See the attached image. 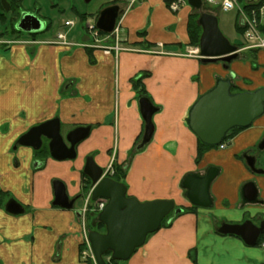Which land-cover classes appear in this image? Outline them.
Masks as SVG:
<instances>
[{"label":"crops","instance_id":"1","mask_svg":"<svg viewBox=\"0 0 264 264\" xmlns=\"http://www.w3.org/2000/svg\"><path fill=\"white\" fill-rule=\"evenodd\" d=\"M190 8L187 4L173 12L167 0L123 7L118 37L125 49L117 53L83 47L79 44L87 37L70 33L74 44L69 46L39 42L0 46L8 49L0 53V128L6 126L0 130V191L10 193L23 207L14 215L0 206V264H91L80 254L84 234L77 212L84 208L83 198L77 201L83 204L72 209L52 205L54 179L64 183L69 199L85 192L83 165L90 156L102 168L112 157L117 165L126 163L127 196L172 200L182 208L125 264L264 263L263 246L250 247L218 234L212 220L238 222L264 212L263 204L242 203L240 197L243 183L253 180L264 200V174L253 175L240 157L264 134V123L239 131L223 151L206 150L196 164L197 138L184 122L189 106L216 77L232 72L233 85L244 91L263 87L264 78L255 65L264 58V49L241 52L228 69L220 62H201L187 52ZM62 29L54 35L45 33L44 39L55 40ZM245 52L253 56L260 52L249 67L239 63L248 59ZM140 75L144 76L139 85L157 110L150 141L136 150L144 122L141 94L131 81ZM53 118L59 120L63 136L76 127H90L76 146L75 159L57 161L49 155L39 157L31 147L13 148L30 127ZM210 165L224 174L209 188L212 206L191 210L181 180L188 173L202 174Z\"/></svg>","mask_w":264,"mask_h":264},{"label":"water","instance_id":"2","mask_svg":"<svg viewBox=\"0 0 264 264\" xmlns=\"http://www.w3.org/2000/svg\"><path fill=\"white\" fill-rule=\"evenodd\" d=\"M1 3L5 8L8 7L6 0H1ZM187 3L197 13L202 8V0H187ZM121 13L122 9L116 4L104 7L96 17V28L103 33H110ZM197 24L201 28L198 43L201 62L220 61L222 67L228 69L230 62L239 56L237 46L230 43L221 33L217 17L213 13H199ZM16 29L25 33H36L43 30V23L31 13L22 14ZM233 77L232 72L227 77H216L214 85L200 94L186 112L184 119L186 126L206 146L220 145L232 129L246 128L264 114V86L254 90L232 92ZM138 103L144 129L141 140L136 145L137 150L150 141L153 133L152 115L157 110L147 97H140ZM89 130V126H79L63 137L60 133L59 120L49 119L30 127L20 135L14 149L16 145H20L37 150L44 138L47 140L48 153L52 159L72 160L76 157L75 146L88 135ZM246 163L249 167H253L248 157ZM217 172L216 167H209L203 175L188 173L182 178L180 185L185 190V197L191 205L211 206L209 187ZM83 173L90 182L91 199L107 200L106 205L97 215V221L103 224L104 232L92 230L88 234L96 264H104L102 256L106 252H110L111 258L115 260L129 259L135 249L143 245L147 235L159 229L162 220L170 212L176 215L182 211L181 208H175L172 200L139 201L135 197L127 196L126 186L111 177H102V168L91 156L85 160ZM52 188V205L72 209L74 199H69L64 183L54 179ZM256 192L254 183L247 182L241 189V197L243 201L253 202L256 200ZM4 209L14 215L23 212L21 204L13 198L6 201ZM219 232L236 235L246 245L254 246L257 244L258 236L260 234L264 236V221L259 226L250 221L241 224H223Z\"/></svg>","mask_w":264,"mask_h":264},{"label":"rangeland","instance_id":"3","mask_svg":"<svg viewBox=\"0 0 264 264\" xmlns=\"http://www.w3.org/2000/svg\"><path fill=\"white\" fill-rule=\"evenodd\" d=\"M110 1L111 0H89L88 2H85L84 0H22L21 5L17 9V12L23 13V14L31 13V14L37 16L42 21V23H43V33L42 34L43 35L41 34L42 36H40V34H39L37 36L38 40L39 39L46 40V39H44L47 37V36H44L45 33H47L48 35H54L56 30H59L62 28V24H63L65 19H71L72 21L75 22V26L69 31L70 35L72 37H75V36L79 37L80 36L83 39V35L85 33L84 23L86 21H90L92 23L95 20L99 11L101 9H103L104 7L108 6L110 4ZM243 3L244 2H242V4ZM209 8L213 10L212 13H215V16L217 17V21H218L219 30L227 38V40L234 45L242 43L243 42L242 36L236 30V25L238 24V20H239V17H238L236 10L234 9V10H229V11H223V10H218L216 7L210 6V5H209ZM190 10H191L190 14L195 13L198 16H199V13H201V12H211L208 9H206L205 6L204 7L202 6V8L200 9V11H198V13L195 12V10L193 8H190ZM8 15L10 17L12 16L10 13ZM81 15H85L84 20H82L80 18ZM13 21H15V19H13ZM11 23H12V21H10L9 24H11ZM49 23H51V27L47 28L49 26ZM16 24L14 26H16ZM4 27H6L7 30H6V33L4 36H2V37L0 36V41L9 40V39H12V40L13 39L14 40L27 39L28 40L29 37H31L30 34H26L25 32L24 33L23 32H19V33L17 32L16 33L17 35L16 34L11 35V26L7 25V24H1L0 23V31L4 30L5 29ZM62 30H64V29H62ZM68 38H70L69 34H68ZM10 45H14V44H9V43L8 44H2L0 42V46H3V47L10 46ZM194 48H197V46L189 45L187 52L189 49H194ZM6 51L7 50L0 48V53L6 52ZM258 53H260V52H257L256 56H253L252 53L247 52L246 55H247L248 59L245 61H239V63L245 67L251 66V63L254 62V59L255 60L258 59L257 58ZM238 58H241L240 54H239ZM260 61H261L260 63L257 62V63H259L258 66H257V63L255 66L260 69V71H258V74L262 75V80H263L264 73L263 72L261 73V70H264V58L262 60L260 59ZM217 62H220V61H217ZM226 75L228 76V73ZM234 87H236V88H234V90L238 89V90L244 91V87H240V86L239 87L234 86ZM261 123H264V114L261 117L257 118L252 123V125L255 127L257 125H261ZM5 129H6V126H2L0 128L1 131H4ZM240 130H242V129H240ZM223 145H224L223 146L224 148H222V149H220V147L218 145L212 147V149H215L218 151H221V150L223 151L227 147L228 144H226V142H224ZM255 150H257V149H255ZM259 153H260V156L258 157V161L256 163V166L258 168L264 169V150H260ZM240 155L242 156V154H240ZM215 156L217 157V155H215ZM215 156H214V160L216 159ZM241 159L246 163V157H242ZM216 163H218V162L216 161ZM209 167H216V166L211 165ZM216 168L218 169V167H216ZM223 175L224 174L221 171L220 174H218L213 179V181L210 184V187L214 182H218L219 178ZM9 198H13V196L10 193H8L7 196L4 197V199L1 202V205L2 206L5 205L7 199H9ZM78 204L81 205L82 202L79 201V203L77 202L75 205H78ZM90 206H92V205H90ZM93 208H95L94 205H93ZM171 216H173V214H171ZM151 234L152 233L148 234L147 237L150 236ZM138 248H136V249H138ZM127 260H125V261L116 260V261H117V264H125L127 262Z\"/></svg>","mask_w":264,"mask_h":264},{"label":"built area","instance_id":"4","mask_svg":"<svg viewBox=\"0 0 264 264\" xmlns=\"http://www.w3.org/2000/svg\"><path fill=\"white\" fill-rule=\"evenodd\" d=\"M143 0H111L112 3L118 4L126 9L142 2ZM203 3L214 6L218 10L229 11L236 10L239 20L238 27L242 30V44L243 46L239 50H259L264 49V31L260 29L261 25L264 24V0H202ZM242 2H244L242 4ZM168 8L176 12L187 4V0H167ZM75 26V22L71 19L63 22L64 30L59 31L56 34L55 40L45 41L46 43L60 44V45H73L68 38L69 31ZM120 27V20L115 24L114 29L110 33H102L95 26V20L91 23L86 21L84 23L85 33L87 37L86 41H83L79 45L83 47H97L102 49L105 53H110L112 50L115 53L125 49L122 47L120 39L118 37V31ZM112 44H108V42ZM39 42L36 40H24L19 43L29 44ZM188 53L193 56H199L198 48L189 49ZM222 147V145H221ZM112 160L107 164L104 169L103 175L111 174L113 172ZM90 197V192L87 198ZM105 205L104 199H99L97 205L93 208V211L101 210ZM86 207L82 209V229L84 234V247L81 251V255L90 258L94 261L93 254L91 252L90 244L87 239V230L84 224V213Z\"/></svg>","mask_w":264,"mask_h":264},{"label":"flooded vegetation","instance_id":"5","mask_svg":"<svg viewBox=\"0 0 264 264\" xmlns=\"http://www.w3.org/2000/svg\"><path fill=\"white\" fill-rule=\"evenodd\" d=\"M21 1L22 0H6V2H7V4H8V7L7 8H5L3 5H2V3H1V0H0V4H1V7L3 8V10H2V13H4L5 15H7V17H8V20H9V23H10V21H12V25L11 24H9L10 26H11V29L13 28V30H14V32H12L11 31V35H15L17 32L19 33V32H22V31H19V30H17L16 29V26H14L18 21H19V19H20V17L22 16V14L23 13H19V12H17V9H18V7L21 5ZM11 14L12 16L10 17L8 14ZM13 19H15V21H13ZM24 33V32H23ZM37 34H36V37L40 34V36H42L43 34V30L42 31H40V32H36ZM26 34H30V33H26ZM42 34V35H41ZM17 35V34H16ZM30 36H31V34H30ZM12 39H9V40H3V41H0L2 44H6V43H8V42H10ZM252 125V124H251ZM250 125V126H251ZM250 126H248V127H250ZM247 128V127H246ZM243 129H245V128H242V130ZM239 131H241V130H239ZM239 131H237L235 134H233V136L234 135H236ZM61 133V132H60ZM63 136V135H62ZM64 137V136H63ZM15 145V144H14ZM14 145H13V148H14ZM17 146H19V145H16V147H15V149L17 148ZM47 147V140L46 139H44V138H42V143H41V146H40V148L39 149H37V150H34L35 151V153L39 156V157H43V158H45V157H47V156H40V154H38L37 152L38 151H40V150H42L43 151V149H44V147ZM77 146V145H76ZM76 146H75V150H76ZM48 149V148H47ZM255 149H257V150H255ZM260 150H264V134L261 136V138L257 141V142H255V144L251 147V148H249V149H247V150H245V151H243L241 154H242V156L240 155V157L242 158V157H248V160L251 162V163H253V167H249L248 165H247V163H245L246 165H247V167H248V169H249V171L253 174V175H255V176H258V175H263L264 174V169L263 168H258L257 166H256V163H257V161H258V157L260 156ZM49 154V153H48ZM76 158V157H75ZM74 158V159H75ZM86 160V159H85ZM84 163H85V161H84ZM114 165H117L116 163H115V159L114 160H112V166H113V172L111 173V174H107L109 177H111L112 178V175H113V173L115 172V169H114ZM107 166V165H106ZM123 166V165H122ZM211 166V165H210ZM83 167H84V165H83ZM209 167V166H208ZM207 167V168H208ZM102 168V167H101ZM105 168V167H104ZM104 168H102V171L104 170ZM207 168L204 170V172L201 174V175H203V174H205V172H206V170H207ZM256 170H262L263 172L262 173H259V172H255ZM218 172H219V169H218ZM218 172H217V174H216V176L218 175ZM84 174V173H83ZM199 174V173H198ZM85 175V174H84ZM107 175H104V176H107ZM215 176V177H216ZM214 177V178H215ZM213 181V180H212ZM211 181V182H212ZM247 182H253L254 183V185H255V188H256V191H257V187H256V183H255V181H253V180H248V181H246L245 183H243V185L244 184H246ZM82 184H83V187H84V190H85V192L83 191V193H81L79 196H77L76 198H72V199H74V203H73V206L75 205V203L78 201V200H81V198H85V195H86V193L89 191V189H90V182H89V179L87 178V176L85 175L84 176V178L82 179ZM211 184V183H210ZM243 185L241 186V188H240V197H241V189H242V187H243ZM210 188V187H209ZM210 193V192H209ZM84 194V195H83ZM211 196V195H210ZM10 199V198H9ZM212 199V198H211ZM8 200V199H7ZM241 201H242V203H255V204H263L264 205V200L263 199H261L260 197H258V193L256 192V200L255 201H253V202H248V201H243V199H242V197H241ZM106 202V201H105ZM87 203H88V206L86 207V210H85V213H84V224H85V227H86V229L88 230V231H91L92 230V228L91 227H93V226H95L96 225V219L93 217V214L94 213H92V209H93V205L96 207V205H97V201H95V200H92L90 197L88 198V200H87ZM212 203H213V200H212ZM90 205H92V206H90ZM90 206V207H89ZM192 206H194V205H192ZM211 206H212V204H211ZM210 206V207H211ZM210 207H202V208H206V209H208V208H210ZM196 208H197V206H196ZM77 215L79 216V217H81L82 216V212L80 211V210H78V212H77ZM93 217V218H92ZM91 218L93 219L92 221H91ZM212 220H213V222H214V229H215V231L218 233V234H220V235H229V236H232V237H235V238H238L244 245H246L242 240H241V238L240 237H238V236H236V235H231V234H222V233H220L219 232V229L222 227V225L223 224H241V223H243V222H245V221H250V222H252L253 224H255V225H260V223L262 222V221H264V212L263 213H261V214H258V215H255L254 217H252V218H245V219H243V220H241V221H238V222H233V221H228V220H226V219H221V218H212ZM90 226V227H89ZM94 230V229H93ZM103 232V231H102ZM247 246H249V245H247ZM255 246H263L264 247V236H263V234H260L259 236H258V241H257V244H255L254 246H250V247H255ZM258 264H264V263H258Z\"/></svg>","mask_w":264,"mask_h":264},{"label":"trees","instance_id":"6","mask_svg":"<svg viewBox=\"0 0 264 264\" xmlns=\"http://www.w3.org/2000/svg\"><path fill=\"white\" fill-rule=\"evenodd\" d=\"M2 10L3 8L1 7V4H0V23L1 24H7L9 25V20H8V17L7 15H5L4 13H2ZM80 18L82 20L85 19V15H81ZM197 18H198V15L195 14V13H192L188 16V19H187V24H186V32H187V37H188V42H187V45H192V46H198V43H199V37H200V34H201V28L200 26L197 24ZM51 27V23H49V26L47 28H50ZM5 29L4 30H1L0 31V36H4L5 33H6V27H4ZM260 29L262 31H264V24L261 25ZM236 30L238 33L242 34V30L236 26ZM12 32H14L13 28L11 29ZM31 34V37L32 38H36V34L37 33H30ZM239 47H241V43L240 44H237ZM5 50H8V49H5ZM144 76V75H143ZM142 75L134 78L131 83H132V86L135 88V90H137L140 94H141V97H147L145 96L144 94V90L140 87L139 83H140V80H141V77H143ZM140 88V89H139ZM234 88L236 87H232L231 88V91L232 92H238V91H241V90H238V89H235ZM240 129L238 128H235V129H232L228 135L226 136V138L222 141V143L224 142H228L230 140V138L233 136V134H235L237 131H239ZM210 148L212 147H209V146H206L204 144H202L198 139H197V153H196V157H195V163L198 164L202 155L204 154V152L206 150H209ZM38 154H40V156H48V149L47 147L45 146L43 151L40 150L37 152ZM114 169H115V172L113 173L112 175V178L115 180V181H118V182H121L123 183V180H124V177L126 175V165H114ZM7 196L6 193H3L2 191H0V206H1V202L2 200L4 199V197ZM189 209H196V206H192L189 208ZM96 216L97 215H94L95 219H96ZM171 213L169 215H167L161 222L160 224V227H167L170 225V222H171ZM90 227V226H89ZM92 230L94 229L95 231H98V232H102L104 231V226L102 223L96 221V225L91 227ZM190 255V254H189ZM103 260H104V264H117V261L113 258H111L110 256V252H106L103 254ZM191 258L193 260V262H195V257L193 256V253L191 255ZM89 263H91L89 260H87ZM92 264V263H91Z\"/></svg>","mask_w":264,"mask_h":264}]
</instances>
